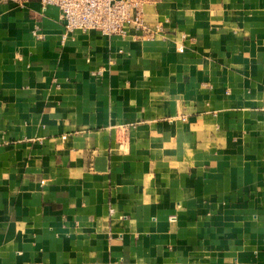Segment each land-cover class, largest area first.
<instances>
[{
	"label": "crops",
	"instance_id": "obj_1",
	"mask_svg": "<svg viewBox=\"0 0 264 264\" xmlns=\"http://www.w3.org/2000/svg\"><path fill=\"white\" fill-rule=\"evenodd\" d=\"M143 14L0 0V264H264V0Z\"/></svg>",
	"mask_w": 264,
	"mask_h": 264
},
{
	"label": "built area",
	"instance_id": "obj_2",
	"mask_svg": "<svg viewBox=\"0 0 264 264\" xmlns=\"http://www.w3.org/2000/svg\"><path fill=\"white\" fill-rule=\"evenodd\" d=\"M30 0H17L22 3ZM41 9L55 7L66 34L94 31L104 37L124 38L129 35L141 40H153L161 32L160 25H149L143 14L145 0H37ZM32 36L44 38L38 24ZM182 52V49L178 50ZM174 220V218H171Z\"/></svg>",
	"mask_w": 264,
	"mask_h": 264
}]
</instances>
